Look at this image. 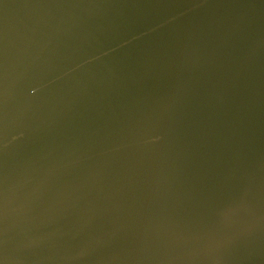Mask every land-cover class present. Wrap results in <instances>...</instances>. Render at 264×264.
Masks as SVG:
<instances>
[{
    "label": "water",
    "instance_id": "water-1",
    "mask_svg": "<svg viewBox=\"0 0 264 264\" xmlns=\"http://www.w3.org/2000/svg\"><path fill=\"white\" fill-rule=\"evenodd\" d=\"M0 264H264V0H0Z\"/></svg>",
    "mask_w": 264,
    "mask_h": 264
}]
</instances>
